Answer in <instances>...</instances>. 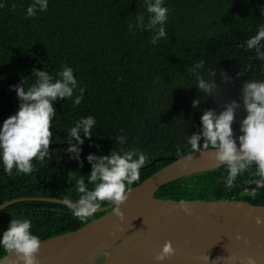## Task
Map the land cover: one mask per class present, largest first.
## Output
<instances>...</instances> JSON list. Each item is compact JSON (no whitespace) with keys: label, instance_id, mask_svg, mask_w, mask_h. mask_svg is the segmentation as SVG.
Segmentation results:
<instances>
[{"label":"trees","instance_id":"1","mask_svg":"<svg viewBox=\"0 0 264 264\" xmlns=\"http://www.w3.org/2000/svg\"><path fill=\"white\" fill-rule=\"evenodd\" d=\"M151 3L155 0H48L47 10H42L36 0H0V123L19 107L13 85L27 90L38 71L55 82L65 67L77 79L72 97L54 102L50 144L66 146L47 150L43 160L33 158L31 174H17L14 165L8 175L0 163V206L25 198L67 197L75 202L82 195L80 178L86 191L99 182L89 180L96 162L88 161L90 154H145L133 188L192 153L186 141L202 131L203 112L220 113L233 101L239 104L234 136L242 135L241 121L247 115L243 85L264 80V60L257 54V48L264 53V40L247 48L248 39L264 25V0H163L167 20L154 26ZM30 4H35L36 15L26 17ZM161 27L164 37L158 35ZM201 60L203 68L190 72ZM197 74L215 83L210 95L197 86ZM81 87L83 98L75 105ZM193 101L199 103L193 106ZM88 116L95 118L91 136L81 130L84 143L79 144L69 130ZM70 145L79 153H70ZM133 159H138L135 153ZM228 177L227 165L165 185L156 197L264 208V176L255 162L233 178L231 187L225 183ZM105 213L80 220L63 204L20 201L0 211V237L14 218L29 219L32 234L44 241L76 231ZM7 254L0 247V259Z\"/></svg>","mask_w":264,"mask_h":264},{"label":"clouds","instance_id":"2","mask_svg":"<svg viewBox=\"0 0 264 264\" xmlns=\"http://www.w3.org/2000/svg\"><path fill=\"white\" fill-rule=\"evenodd\" d=\"M36 3L42 10H47L48 0H36ZM162 4L163 0H155V3L148 5V12L153 14L151 17L153 26L157 23L163 25L167 20L168 9ZM34 15H36L35 4H30L26 10V17ZM158 35L159 37L166 35L164 27L160 28ZM262 40H264V25L259 26L256 34L248 39L247 48L256 47ZM257 54L261 60H264V53H260L259 48ZM203 66L204 61L201 60L189 71L195 73V69ZM210 75L214 76L215 72H211ZM59 76L61 79L53 82L47 72L38 71L35 83L27 90L23 86H12L20 98V104L15 114L0 123V163L8 175H12L14 165L17 174H31L34 168L33 158L43 160L48 154L52 124L56 116L54 102L58 98L72 97L73 89L77 85L71 67H65ZM196 84L209 95L216 88L214 82H206L199 74L196 75ZM80 92L81 96L75 99V105L81 103L84 88L81 87ZM242 92L247 113L241 121L242 135L234 136L232 125L239 104L233 101L220 113L214 110L204 111L200 117L202 131L191 135L186 141L192 153L209 148L216 150V159L228 165L229 177L225 182L228 187L232 186L233 178L253 162L257 165L259 175L264 176V80L247 81L243 85ZM198 103L193 101V106ZM94 123V117H82L76 121L74 127L70 128L69 133L79 144H83L80 131H83L85 137H90ZM202 138L203 145L200 143ZM121 141L123 142V138ZM68 151L78 154L80 149L70 145ZM134 153L138 159H133ZM87 159L90 163L96 161L92 165L90 182H99L95 184L93 190L86 191L84 179L80 178L77 181L78 193L82 195L75 202L66 197L64 203L71 210L72 215L80 220L93 216L101 207V201L114 205L113 211L117 215H122L120 205L128 199V194L132 191L131 185L139 180L140 169L146 161L145 154L140 153L139 150H130L123 154L113 151L110 155L102 157L90 154ZM180 204L185 206L186 202L181 200ZM184 211L191 215L190 208L185 206ZM30 228L29 219L14 218L0 237V247L8 252H15L24 264H36L35 254L41 244L39 237L32 234ZM173 252L172 243L167 242L157 259H163ZM249 264H252L251 258Z\"/></svg>","mask_w":264,"mask_h":264},{"label":"water","instance_id":"3","mask_svg":"<svg viewBox=\"0 0 264 264\" xmlns=\"http://www.w3.org/2000/svg\"><path fill=\"white\" fill-rule=\"evenodd\" d=\"M65 146L50 144L48 150ZM223 166L227 163L218 161L212 148L174 159L131 188L120 205L122 215L111 204L78 230L41 241L36 264H89L102 255L98 264H249V258L264 264V208L183 200L189 215L180 201L156 197L165 185ZM25 200L66 205L61 199L25 198L1 205L0 211ZM167 242L173 254L157 259ZM0 264L24 262L8 252Z\"/></svg>","mask_w":264,"mask_h":264},{"label":"bare ground","instance_id":"4","mask_svg":"<svg viewBox=\"0 0 264 264\" xmlns=\"http://www.w3.org/2000/svg\"><path fill=\"white\" fill-rule=\"evenodd\" d=\"M104 256H106V255H102V256L98 257L97 259H95L93 262H91L89 264H98V262H100L104 258Z\"/></svg>","mask_w":264,"mask_h":264}]
</instances>
